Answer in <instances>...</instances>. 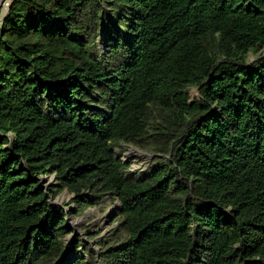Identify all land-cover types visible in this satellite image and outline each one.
Listing matches in <instances>:
<instances>
[{
  "label": "trees",
  "instance_id": "trees-1",
  "mask_svg": "<svg viewBox=\"0 0 264 264\" xmlns=\"http://www.w3.org/2000/svg\"><path fill=\"white\" fill-rule=\"evenodd\" d=\"M118 142L166 157L139 178ZM63 190L119 202L100 264H264V0H11L0 264H88L64 258Z\"/></svg>",
  "mask_w": 264,
  "mask_h": 264
},
{
  "label": "rangeland",
  "instance_id": "rangeland-1",
  "mask_svg": "<svg viewBox=\"0 0 264 264\" xmlns=\"http://www.w3.org/2000/svg\"><path fill=\"white\" fill-rule=\"evenodd\" d=\"M10 1L0 0V27ZM99 46L103 52L104 42L100 40ZM261 56L262 54L260 53H249L247 60L252 62ZM187 93L190 96V101L198 98V91L195 87L188 88ZM154 122L156 123V119H154ZM116 146H118L117 150ZM113 149L127 165V170L135 173L139 178H144L149 174L151 168L157 163V157H166L152 150L126 142H118L117 145L113 144ZM45 180L46 183L44 185L46 187H54V189L59 187L53 175ZM99 200L97 204L87 206V208L79 211V209L74 207L72 195L66 190L61 191L53 199L52 202L64 208L66 212V224L69 232L64 236L63 240L66 252L64 258L68 259V261L75 262L78 259H82L91 264V261L95 260L93 264H100L97 256L101 251L102 243L111 240L109 235L113 234L117 227V220L113 219V216L115 211L120 208V204L115 197L113 198V196L109 195H104ZM77 244L79 245L75 247ZM62 262V258H57L44 264H62Z\"/></svg>",
  "mask_w": 264,
  "mask_h": 264
},
{
  "label": "built area",
  "instance_id": "built-area-1",
  "mask_svg": "<svg viewBox=\"0 0 264 264\" xmlns=\"http://www.w3.org/2000/svg\"><path fill=\"white\" fill-rule=\"evenodd\" d=\"M9 4V3H8Z\"/></svg>",
  "mask_w": 264,
  "mask_h": 264
}]
</instances>
